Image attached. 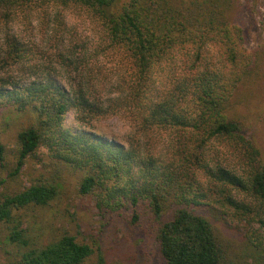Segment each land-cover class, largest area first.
I'll list each match as a JSON object with an SVG mask.
<instances>
[{
  "label": "trees",
  "instance_id": "trees-1",
  "mask_svg": "<svg viewBox=\"0 0 264 264\" xmlns=\"http://www.w3.org/2000/svg\"><path fill=\"white\" fill-rule=\"evenodd\" d=\"M238 5V0H0V26L7 34L0 66L10 62L19 76L43 78L25 83L0 73V99L31 117L15 133L17 152L8 176L17 177L43 146L56 163L83 171L79 193L94 194L99 211L124 209L132 224L155 223L165 264H228L215 223L222 215L246 224L250 255L244 264H264V156L243 133L231 106L237 86L257 78L264 48L246 47L235 20ZM70 7L99 21L101 42L79 51L58 43L47 54L35 42L9 33L13 16L27 22L49 16L42 20L47 24L52 12L54 35L68 32L61 21ZM261 29L264 34V18ZM107 57L116 58L113 68H105ZM57 67L65 71L66 87L53 77ZM174 67H185L181 79L171 76ZM171 82L175 88L169 89ZM70 110L80 126L106 114L127 116L144 145L74 133L65 124ZM163 131L175 142L161 157L152 143ZM216 144L233 153L245 177L210 158ZM0 166H6L1 143ZM57 190L34 183L6 194L0 221L8 220L13 209L47 204ZM10 239L21 242L23 235L13 229ZM92 253L90 245L64 234L25 252L21 262L81 264ZM103 263L100 255L97 264Z\"/></svg>",
  "mask_w": 264,
  "mask_h": 264
},
{
  "label": "rangeland",
  "instance_id": "rangeland-1",
  "mask_svg": "<svg viewBox=\"0 0 264 264\" xmlns=\"http://www.w3.org/2000/svg\"><path fill=\"white\" fill-rule=\"evenodd\" d=\"M238 1L235 20L243 28L246 47L256 51L263 50L264 34L261 24L264 18V0ZM63 11L64 17L61 22H64L68 32L54 35L52 22L55 12H52L47 24L42 22L49 16L41 17L43 21L38 16L36 18L32 16L28 22L22 15L13 16L8 23L9 33L19 35L25 43L35 42L36 46L41 47L47 54L56 51L58 43L61 49L66 50L75 46L79 51L82 46L90 48L101 42L103 35L96 18L77 7ZM6 35L4 28L0 26L2 54L7 49ZM56 37H59L57 42ZM211 55L216 61L217 54L212 52ZM261 56L262 62L257 68V78L245 79L237 86L231 106L242 123L243 133L254 141L264 156L263 52ZM104 61L105 68L109 69L113 68L110 65L116 61V58L107 57ZM13 67L15 65L8 62L4 67L0 66V73H8V76L12 75L15 80L23 78L20 82L25 83L33 79H43L42 75L19 76L22 74H19L20 72L17 74ZM174 68L176 72L171 76L177 75L181 79L185 67ZM55 70L57 72L53 77L66 87L68 78L64 69L57 67ZM172 85V82L168 84L169 89L175 88ZM110 88L113 92V88ZM30 120L28 112L18 111L14 106L0 99V143L4 146L6 164L5 168L0 166V202L6 194L19 191L34 183L53 184L58 190L56 196L47 204H29L13 209L8 220L0 221V264H22L21 258L25 252L54 242L64 234L72 235L77 241L92 247L93 253L81 264H97L100 255L104 259L103 264H165L158 249L155 223L143 219L139 224H132L127 216L128 210L124 209L99 211L95 205L94 194L79 193L83 171L56 163L45 147L40 146L27 158L17 177L8 176L7 166L12 165L17 152L15 133ZM65 124L74 133L84 131L109 142L128 145V141H132L139 146L144 145L141 136L139 137L134 131L136 129L132 128L127 116L106 114L94 120L91 126H80L75 121L73 111L70 110L65 116ZM173 141L175 142V137L169 131H163L157 136L154 135L152 147L158 156H167L172 150ZM210 158L219 166L245 177L244 166L239 164L233 153L224 146L216 144L211 150ZM222 217L215 223L219 229V236L226 245L228 264H244L245 255L247 257L250 255L245 247L248 245L244 233L246 224L231 215H222ZM13 229L21 231L23 235L21 242L10 239Z\"/></svg>",
  "mask_w": 264,
  "mask_h": 264
}]
</instances>
